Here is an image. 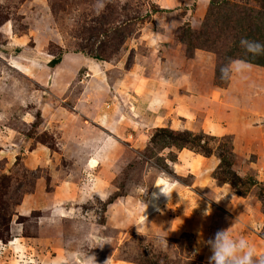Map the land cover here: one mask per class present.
I'll return each mask as SVG.
<instances>
[{"label": "rangeland", "instance_id": "374dc122", "mask_svg": "<svg viewBox=\"0 0 264 264\" xmlns=\"http://www.w3.org/2000/svg\"><path fill=\"white\" fill-rule=\"evenodd\" d=\"M4 22L43 60L0 58V264H208L220 230L264 255V55L239 43L264 0H0Z\"/></svg>", "mask_w": 264, "mask_h": 264}, {"label": "clouds", "instance_id": "9594fccd", "mask_svg": "<svg viewBox=\"0 0 264 264\" xmlns=\"http://www.w3.org/2000/svg\"><path fill=\"white\" fill-rule=\"evenodd\" d=\"M240 46L254 56L264 55V42L252 40L246 37L240 39ZM245 61H230L221 69L222 78H228L235 70L237 64H244ZM161 194L169 195L166 190L160 189ZM211 249V256L208 264H264V255L257 256L255 249L251 247L243 237L238 239L230 238L227 230L217 231L213 238L207 241Z\"/></svg>", "mask_w": 264, "mask_h": 264}, {"label": "crops", "instance_id": "0c3cea01", "mask_svg": "<svg viewBox=\"0 0 264 264\" xmlns=\"http://www.w3.org/2000/svg\"><path fill=\"white\" fill-rule=\"evenodd\" d=\"M6 22H4L2 25H0V32L3 33L4 36L9 38V40L6 42L8 45L10 44V45H19V46H16L14 49H12V48H8L7 46H3L1 44L4 49L0 48V53H1L0 58H4L8 64H9V59L13 58V59H20V60L27 62L25 64L26 65L28 64L29 66L30 65H39V63L43 60V57H37L36 54L32 56V54H31L32 53L31 51L38 49V48H35L36 45L34 47H28L27 45H25V43L17 44V39L20 37H13L11 25H10L11 34H8L9 30H8V27L5 26ZM7 44H5V45H7ZM43 54H44V52H43ZM46 55H48V54H46ZM38 59H40V60H38ZM84 60H85L84 65L87 66L88 71H90L89 69H93L95 65L97 67L99 65V64L97 65L95 62L91 61L89 58L88 59L85 58ZM71 61L74 62L75 60L74 61L71 60ZM100 69L101 68L99 66L98 67L99 71L97 72V73H99L98 75H100V72H101ZM88 75L94 76L95 74L94 73L92 74L89 72ZM101 78H102V75H101ZM33 79H37V78H33ZM113 129H114V127L110 126V132L112 134L114 132ZM115 140H113V138H110V136H108V135H102L101 134L99 136V138H97V145L98 144L99 145L104 144V146H106L108 144V141H110V142L112 141L113 143H115L116 142ZM89 142L91 143V141H89ZM81 144L87 145L86 141L81 142ZM180 150H182V149H180ZM179 152H178V154H179ZM92 165L93 164H90V161H89L88 166L90 167ZM173 185H174V182L170 181L167 177L163 176L162 174L155 179L152 187L150 188L151 190L148 192V197H147V199H145V201H147L146 203L148 205L143 206V210H144L143 212L145 213L144 216H147L148 214H150V212L152 211V209H150V208H154L155 205H159V207H160V203H158L159 199L161 202L162 199L164 200L168 196V195L161 194L160 189L162 188L163 190H166L167 193L169 194L170 190H172V188H173ZM168 231L173 232V231H175V229L173 228V226H170V227H168Z\"/></svg>", "mask_w": 264, "mask_h": 264}, {"label": "trees", "instance_id": "16d2710c", "mask_svg": "<svg viewBox=\"0 0 264 264\" xmlns=\"http://www.w3.org/2000/svg\"><path fill=\"white\" fill-rule=\"evenodd\" d=\"M52 61L54 62V63H53L54 65H52V66L50 67V69H52V68H53V67L59 62V59H57V60H54V59H53ZM56 62H57V63H56Z\"/></svg>", "mask_w": 264, "mask_h": 264}]
</instances>
